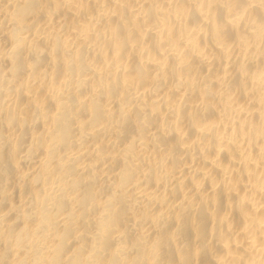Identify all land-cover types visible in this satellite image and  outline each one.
<instances>
[{"label":"bare ground","instance_id":"1","mask_svg":"<svg viewBox=\"0 0 264 264\" xmlns=\"http://www.w3.org/2000/svg\"><path fill=\"white\" fill-rule=\"evenodd\" d=\"M0 264H264V0H0Z\"/></svg>","mask_w":264,"mask_h":264}]
</instances>
